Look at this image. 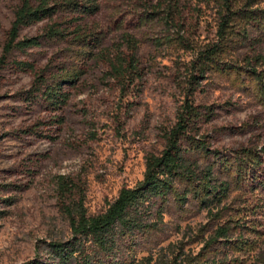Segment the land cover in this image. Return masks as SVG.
<instances>
[{
	"label": "rangeland",
	"instance_id": "1",
	"mask_svg": "<svg viewBox=\"0 0 264 264\" xmlns=\"http://www.w3.org/2000/svg\"><path fill=\"white\" fill-rule=\"evenodd\" d=\"M49 1L58 13L23 28L21 39L52 26L66 39L15 52L0 78V264H51L49 245L72 238L70 212L83 205L90 216L104 213L122 189L143 181L147 158L166 148L190 65L216 41L221 8V0H179V26L169 29L164 0H96L100 9L90 16L64 6L89 0ZM22 2L0 0V57ZM232 4L246 16L224 63L200 81L202 116L195 141L184 144L195 149L187 156L200 174L212 168L214 184L228 186L227 196L206 209L186 195L192 185L177 182L152 209L145 222L152 227L123 241L125 264H264V63L256 60L264 59V0ZM125 34L139 41L142 75L127 90L110 66L130 55ZM68 71L80 79L63 88L68 104L52 110L35 84ZM203 144L205 153L196 148ZM219 227H228L231 242H211Z\"/></svg>",
	"mask_w": 264,
	"mask_h": 264
},
{
	"label": "trees",
	"instance_id": "2",
	"mask_svg": "<svg viewBox=\"0 0 264 264\" xmlns=\"http://www.w3.org/2000/svg\"><path fill=\"white\" fill-rule=\"evenodd\" d=\"M256 4L258 0H253ZM171 6L163 18L164 25L169 29L177 28V18L181 17L182 10L179 7V0H164ZM65 8L84 15H94L99 11L96 0H89L88 5L83 6L75 2H66ZM232 0H221V8L218 10L219 24L216 33V41L209 44L197 54L196 59L190 65L188 82L184 89L180 106L175 114L176 122L167 132V145L160 155H150L146 161V171L143 181L134 188H124L118 198L109 205L108 209L99 215L90 216L83 205L69 213L72 238L67 242H54L49 245L51 264H125L119 255L122 252V243L126 238L132 237L152 227L145 222L152 218V209L159 201H167L175 191V184L185 181L193 186L188 192L199 199L204 208H210L216 202H222L227 196L228 186L214 184L212 168L201 174L196 162L188 158L194 148L186 147L195 138L192 133L201 119L202 113L196 105L195 95L200 88V81L206 78V73L212 69H218L224 63V56L229 51L232 38L238 34L234 29L237 26V19H244L246 16L243 8L235 10ZM59 6L51 5L49 0H23L22 5L15 13V21L8 34L0 57V78L2 71L9 65V59L15 52L27 53L29 50L42 46V39H66L64 30L49 28L42 37L21 39L23 28L34 26L46 20H51L58 13ZM251 12L249 15H252ZM250 16V17H251ZM241 34V33H240ZM76 41H82L81 34H76ZM129 56L122 54L110 60L112 75L122 84V89L127 90L137 80L142 78L139 69V41L125 34L123 36ZM85 42V41H84ZM86 46L88 44H81ZM258 66L264 63L262 57L257 59ZM15 67L21 71H33V65L27 62H15ZM251 73L255 79L262 81L257 67L252 68ZM41 78V77H40ZM52 84L48 80L39 79L35 84L37 92L42 95L43 100L52 110H60L68 104L69 95L63 91L64 86H73L79 79L80 73L62 72L54 76ZM199 152H207L203 144L196 147ZM187 198H183L186 200ZM241 237V235H240ZM221 239L231 242L230 230L228 227H219L212 243ZM242 238L238 239L237 246L240 250ZM239 242V243H238Z\"/></svg>",
	"mask_w": 264,
	"mask_h": 264
}]
</instances>
